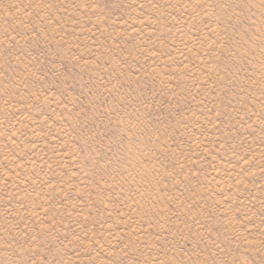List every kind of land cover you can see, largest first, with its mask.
<instances>
[{
    "label": "rangeland",
    "instance_id": "obj_1",
    "mask_svg": "<svg viewBox=\"0 0 264 264\" xmlns=\"http://www.w3.org/2000/svg\"><path fill=\"white\" fill-rule=\"evenodd\" d=\"M0 264H264V0H0Z\"/></svg>",
    "mask_w": 264,
    "mask_h": 264
}]
</instances>
